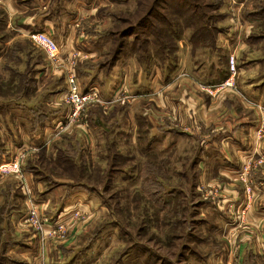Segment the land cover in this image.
<instances>
[{
    "label": "rangeland",
    "instance_id": "rangeland-1",
    "mask_svg": "<svg viewBox=\"0 0 264 264\" xmlns=\"http://www.w3.org/2000/svg\"><path fill=\"white\" fill-rule=\"evenodd\" d=\"M47 1L49 4H44ZM200 1L216 3L211 12L219 15L217 36L229 30L223 36L232 39L216 48L217 36L198 32L193 40L189 37L193 28H184L174 53L183 54L189 67L178 68L166 85L167 81L160 80L161 86L150 94L144 88H130L131 75L126 73L129 88L121 85L118 89L117 85L114 89L112 85L106 92L101 78L87 75L86 70L111 71L120 39L123 45L129 44L120 52L125 57L132 42L136 46L133 56L143 68L142 78L149 79L147 72L154 66L164 69L162 58L150 51L159 47L156 39L165 35L156 38L151 29L138 28L122 34L138 25L154 0H0V107L15 106L21 100L29 106L40 105L54 116L62 115L43 145L13 148L19 169L0 170V199L8 191L2 186L9 187L11 180L23 178L27 186L26 172L44 189L27 190L38 200L63 184L66 189L53 194L41 207L32 197L27 198V204L17 200L28 214L20 218L11 210L9 223L0 222V264H264V119L257 130L255 155L229 174L219 167L223 155L218 153L219 145L206 142L216 130L201 122L199 106L191 108L189 120L184 121L180 111L186 113V103L175 110L159 102L163 90H185L194 102L201 97L202 106H211L213 111H227L240 102L246 109L264 112V103L257 104L238 86L239 76L246 75L239 70V60L264 57V0ZM176 3L182 7L178 0H170L169 7L160 10L169 20L178 21L182 8L172 10ZM45 14L54 16V31L63 37V27L72 26L76 38L84 39L75 47L85 49H74L59 61L53 59L44 45L29 35L45 31L31 29L36 19L47 24L43 22ZM159 17L163 16L157 13L149 20L162 26L166 22ZM103 35L110 41L107 52L102 49L96 54L92 47ZM184 37L190 40L181 51ZM63 45H59L61 52ZM170 47L172 52V44ZM227 47H231L229 53H224ZM222 68H228V74L217 82L204 83L195 75L208 70L219 73ZM71 72L77 76L80 90L95 89L99 99L74 103L69 98ZM231 77L233 84L228 83ZM183 80H188L186 89L179 90ZM74 111L77 119L71 116ZM166 116L176 121L180 131H172L167 139L164 131L151 138L153 120L158 117L164 122ZM5 120L6 115L0 113V143L7 139L2 130ZM214 142L219 144L216 139ZM81 182L87 187L78 184ZM71 188L86 192L91 203L87 211L79 209L50 231L29 219L32 207H37L41 218V209L57 208L70 196ZM29 235L39 238L31 245L35 250L26 248L24 254L9 245L10 240H25ZM49 245L52 252H47ZM250 248L256 254L253 261L244 257Z\"/></svg>",
    "mask_w": 264,
    "mask_h": 264
},
{
    "label": "crops",
    "instance_id": "crops-1",
    "mask_svg": "<svg viewBox=\"0 0 264 264\" xmlns=\"http://www.w3.org/2000/svg\"><path fill=\"white\" fill-rule=\"evenodd\" d=\"M44 4H49V2L48 1L44 2ZM43 19H44L43 22L47 24L44 25L41 22H38V20L36 19L35 21H32V25H34V27H32L31 29L43 28L45 32L48 31L50 34L54 36L53 38L59 43V45L61 44L63 45L65 43L64 45L66 48L63 47L64 45L61 46L62 47L61 58H65L68 55H70L71 54L70 52L72 50L79 49L75 47L76 42L84 39L76 38L75 33L71 32L72 26H69V28L63 27V30L65 31V35L63 37L60 34H58L57 31L56 33L54 31V27L52 25V23H54V16H52L51 14H46V17H44ZM228 31L229 30L225 32H221L218 36L216 35L218 37L217 40L218 46L216 48H219L221 44L227 42L225 41V39H230V38L232 39V37L223 36V34L228 33ZM185 37L181 38V40H183L181 41V45H179V47L181 46V51L183 48L188 46L187 44L191 39V33L189 34L190 37L189 40L188 38ZM95 40H99V42L95 41L96 44H94V46L92 47L94 53L97 54L102 49L104 51L107 50L106 48L110 42L108 40L107 35H103L100 37L98 36V38ZM229 48L231 47H227L226 48L227 51H224V53H229ZM84 49L82 48L79 50H84ZM124 54L125 53L122 52L119 55V57L115 61L116 64L111 71L110 70L105 71L104 69L88 68V70H86V74L91 76L98 75V77L101 78V80L103 81V88L106 89V92L110 91V88H112L113 86L115 89L117 85H118V89L121 88V85H123L124 88L128 87L127 84L129 85L128 83L129 80L130 88L131 87L132 89L144 88L147 91L150 90L149 93L152 94L151 89L158 87L160 85L158 83L160 82V80L163 79L164 82L167 81L166 83H164L166 85L169 82L173 81V77L176 75L175 72L178 68L183 70L189 67V62L187 58L183 54L179 53L176 54L175 61L178 58L177 60L178 62L175 68H173L172 65L170 66L169 58L162 59L164 69L162 67L160 68L154 66L153 68L149 69V72H147L149 79H145L142 78L144 74L143 68L139 66L138 61L136 62L137 59L133 56L134 51L131 50L126 57L123 56ZM226 58L228 59V57ZM238 65L241 73L246 74L245 76L243 75L239 76L238 86H240V88L242 87L241 89L243 91L240 88L239 89L242 92L246 93L250 99L252 100L254 99L255 102H257V104L264 103V57L247 56L242 61L239 60ZM194 70L192 69V72ZM253 71H255V73H253ZM124 73H126L128 77H130L131 75V78L128 80L124 78L125 76ZM227 74H228V68H222L221 72L219 73H216L213 70L211 71L208 70V72L206 71V73H204L203 75L198 71L195 73L196 77L199 76L204 81V83L220 81ZM186 81L188 80H183L180 83L179 90H181L183 87L185 88L184 82ZM189 85H191V83ZM173 86L174 85L172 84V87ZM189 87L190 86H188V88ZM193 98H194L193 95L191 93L188 94L187 91L185 92V90L179 92L178 91L166 92V90H163V96L159 97L160 99L159 102L164 107L170 109L174 108L175 110L176 108L180 109V106H183L186 103L188 105V110L186 111V113H182L180 111L181 113L180 117L184 121L189 120L188 115L190 113V109L191 108L194 109L195 105L199 106V111L203 114L202 117L203 121L201 122L205 123V126H208L210 124L213 127L212 129L216 130L214 136H217V138L215 139L219 141V144H217V142H214L215 139L214 136L212 135L206 137L207 140L206 142L210 145H219V147L217 148L219 151L218 153L223 154L221 156V159H218V162L220 164L219 167L221 171L228 172L229 174L232 173L231 171H235V172L239 171L242 164L245 161L250 160L251 157L255 155L254 150H255V145H257V130L258 128H261V121L264 119V112L259 113V111L253 110L251 108H250L251 110L246 109L245 107L247 106L243 103V101L242 103L245 105V107L243 104H240V102H238L239 104L237 105L233 103L235 107L232 109L229 108L227 111H213L211 106L208 108L202 106L203 102L202 100H200L201 97H199V100H197L196 102L193 101ZM17 104L18 105L15 106L0 107L3 108L2 110H0V113L6 115V120L3 121L4 125L2 126V130L4 132L5 137H7L6 142L0 143L1 144L0 164L13 160L15 155V151L13 150V148H19V147L23 148L28 144L37 145V146L43 145L45 140L49 137L50 130L54 129L55 123L62 116L60 113H57V115L54 116L52 115L51 112L47 111L45 108L41 107L40 105L29 106L26 105V103L21 102V100H19ZM148 117L150 119L152 115L149 113ZM170 118L171 116L164 117L163 118L164 122H160L158 117L155 120H153L155 123V127H154L155 129L152 130L150 129L151 133L150 132L149 133L151 135L150 134L149 135L151 136V138L154 137L155 139L164 131L166 135L165 139H167L169 138V133L172 134V131L179 130L176 121L175 120L173 121ZM32 128L35 129L32 130ZM181 132L185 134V132H183L182 130ZM182 133H179L180 139L183 138ZM228 145H231L233 149L231 150L225 149V147H227ZM261 151L262 154L264 155V148ZM27 170L30 169L28 168ZM261 174L264 177V172H261ZM24 176L26 178L27 186L23 185L24 183L23 178L20 180L17 179L15 181L11 180L12 184H10L9 187H7L6 185L2 186L5 189H8V191L2 194L3 199H0V222L4 223L5 221L9 223V221L11 220L10 219L11 210H12V214H16L20 218L27 217L28 211H24V209L23 210L20 209L19 207L20 203H18L19 205H17L18 199L21 202L24 200L25 203L27 204V198L32 197L33 200L35 201V203L34 202L33 203L37 207L38 206L41 207L43 202H47V203L50 202L53 194H58L59 192L63 193V191L66 190L64 189L65 187L64 184L61 187H58L53 190H51L52 188L47 189L51 191H46V193L44 194L45 198L41 197L38 200L33 196H29L27 190L35 189V190H41L42 192L44 189L41 188L39 189L41 184H38L36 181H34L32 175H30L29 172H26ZM261 182H264V179ZM28 183L31 184V187H28ZM69 191H71L70 196L64 199L65 202L61 200L60 205L58 203L59 205L57 207L58 209L53 207L54 205H52L51 209H49L48 211L47 210L44 211L41 209L42 216L40 219L43 222L44 227L46 226L45 231H50L54 227L60 226V224L64 223L65 219L70 218V216L74 215V213L77 212L79 209H82L83 211L88 210V206H90L91 203L86 192L78 188L77 189L71 188L69 189ZM36 201L39 203H36ZM61 206L63 207L61 208ZM51 222H53L52 225ZM66 223L68 224V222ZM26 238L25 240L23 239H15L14 241L10 240L11 243H9V245L13 244L14 248L17 251L23 252L25 254L24 250H26V248L28 249L29 247H31L29 248V250L33 249L31 245L35 244V242L38 241L39 239L31 235L27 236ZM51 247L50 245L46 247L47 252H52ZM252 250L253 249L250 248L247 251V254L244 255V257H246L247 255V257H249L253 261V255L256 256V254ZM240 255L241 254L239 253L238 256Z\"/></svg>",
    "mask_w": 264,
    "mask_h": 264
},
{
    "label": "trees",
    "instance_id": "trees-1",
    "mask_svg": "<svg viewBox=\"0 0 264 264\" xmlns=\"http://www.w3.org/2000/svg\"><path fill=\"white\" fill-rule=\"evenodd\" d=\"M169 1L170 0H154L152 6L150 7L148 13H146L137 23V26L131 27L132 29H128L125 31H122V34H125V32H134L138 29H151L150 32H152L156 38L158 37L157 34H163V36L166 34L170 36L169 38H164L162 40L156 39L159 43V47L157 49H152V51L155 53V55L159 56L162 59L169 58L170 66L172 65L174 67L175 65V59L176 54L174 53V50L176 47V42L179 41V38L181 37L183 33V29L186 27H192L193 31L191 34V39L196 40L198 38V32H210L212 35V38H215L220 27L216 24L217 18H219V15L211 12V9L216 6V3L214 1L205 3L201 2L200 0H178V3H180V6L177 5V3L172 6V10H175L177 8H182L178 11L177 17L178 21L175 20H169L168 17L166 18V13L161 12L162 9H167L169 7ZM218 5V4H217ZM164 6V7H163ZM162 15L163 17H159L160 20L166 22L164 25L159 26L156 23H151L149 20L152 15L157 14ZM185 15V18L183 15ZM46 16V14L44 15ZM196 17H203L200 20H198ZM171 19V18H170ZM169 20V21H167ZM200 22V23H199ZM139 26V27H138ZM162 30V32H160ZM120 45L119 47H115L114 49V56L113 59H117L120 55V52L123 50L122 39H120ZM171 44L173 47V50L171 52ZM129 45V44H127ZM135 45L132 42L130 45L131 50H135ZM82 186L87 187V184L85 182L78 183ZM75 186V185H72ZM171 191V190H170ZM169 191V192H170Z\"/></svg>",
    "mask_w": 264,
    "mask_h": 264
},
{
    "label": "built area",
    "instance_id": "built-area-1",
    "mask_svg": "<svg viewBox=\"0 0 264 264\" xmlns=\"http://www.w3.org/2000/svg\"><path fill=\"white\" fill-rule=\"evenodd\" d=\"M30 37L34 38L37 42H40L42 46L46 48L49 55L55 59L56 61L61 60V49L58 44V42L47 32L45 31H32L30 33ZM232 58L231 65L233 66V70H236V62L234 56ZM232 82H228L229 84H233V80L231 77ZM70 87H69V98L75 103H84L88 101H94L99 99V94L95 89H91L88 91L80 90L79 82L77 80V76L71 72L69 77ZM262 107V106H261ZM75 111L73 113L72 118L77 119L79 115H75ZM19 169V164L15 160H11L5 163L0 164V170L1 171H14V169ZM30 216L29 219H34V223L38 225H43V222L39 218V213L37 211V207L34 206V209L32 207V210H30Z\"/></svg>",
    "mask_w": 264,
    "mask_h": 264
}]
</instances>
